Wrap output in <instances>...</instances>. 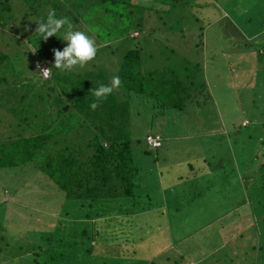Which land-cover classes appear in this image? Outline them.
I'll list each match as a JSON object with an SVG mask.
<instances>
[{"label":"rangeland","instance_id":"1","mask_svg":"<svg viewBox=\"0 0 264 264\" xmlns=\"http://www.w3.org/2000/svg\"><path fill=\"white\" fill-rule=\"evenodd\" d=\"M55 3L57 17L62 15L59 8L65 12L67 5L72 8L70 0ZM10 4L6 15L11 17L0 24V51L8 54L0 74L7 86L20 92L19 99L27 92L16 112L28 120L42 104L39 98L46 96L48 79L38 74L37 62L55 61L52 49L63 51L66 42L38 38L35 27L41 19L33 15L29 3ZM50 5L52 0L39 10L49 12ZM121 5L113 3L114 9ZM142 15L150 18L145 11ZM168 17L155 32L129 27L125 42L92 36L98 48L95 59L72 70L77 74L103 67L112 79L120 55L140 45L146 68L173 60L182 69L189 59V65L198 64L193 74L205 84L182 109L154 108L136 95L128 98L138 167L136 201L114 198L106 212L77 220L89 219L88 228L92 221L105 218L104 227L116 225L119 244L128 249L114 259L134 251L139 264H264V0H178ZM81 23L75 30L82 31ZM27 29L26 36L19 32ZM2 85L0 117L6 123L11 122V104L17 101H2L7 88ZM60 89L57 83L55 92ZM55 107L47 103L51 117ZM5 123H0V141L6 138ZM147 135H160L162 146L147 148ZM64 196L31 162L0 166V264L51 260L44 255L45 235L54 231L48 228L55 223H63L59 219ZM116 216L120 218L109 219ZM70 222H64L66 231L72 230ZM68 237L64 234V239Z\"/></svg>","mask_w":264,"mask_h":264},{"label":"trees","instance_id":"2","mask_svg":"<svg viewBox=\"0 0 264 264\" xmlns=\"http://www.w3.org/2000/svg\"><path fill=\"white\" fill-rule=\"evenodd\" d=\"M10 1L0 0L2 25L11 17L6 15V12H11ZM24 1L29 3L36 18L46 20L48 12H41L39 9L51 0ZM78 1L82 3L78 5ZM119 1L122 2L121 8L114 9L113 3L116 5ZM70 2L72 8L66 4L67 12L59 8L62 14L59 17H68L66 14H69L74 26L79 22H82L81 25L84 23L82 32L85 33L88 29L86 35L91 38L118 37V40L125 42L129 27L152 32L159 29L157 24L168 20V11L178 0H153V4L158 5L148 6L136 0ZM51 6L55 10L58 8L55 0H52L50 10ZM144 11L150 16L148 21L143 19ZM19 32L26 36L30 29ZM53 37V40L59 38ZM139 46L126 48L120 55L116 75L122 81L121 86L106 100H101L95 110L91 108V104L95 102L91 89L100 84L107 85L111 81L103 67L74 74L72 71L62 72L56 69L53 66L54 61H45L51 68L46 82V96L39 98L42 104H39L37 112L28 120L26 115L20 117L16 112V107L23 103V96H27V92H23L19 99L20 92L17 94L13 86H7L5 77L0 74V88L3 83L7 87L4 89L6 95L2 101H17V104H11V122L5 123L3 117H0V123H5L4 132L7 133L6 138L0 141V166H19L31 162L36 170L46 175L65 195L61 209L63 217L59 219L63 223H55L48 228L54 231L45 235L44 255L51 256V260L46 258L49 264H82L81 258L86 260L84 264H139V257L134 256V251L130 255L125 251L124 257L113 258L125 247L119 244L120 236L115 229L116 225L112 230L108 226L104 227L107 218L97 223L92 221L89 228V219L79 221L77 218H90L106 212L108 203L114 198L130 197L132 202L136 201L135 175L138 167L133 160L134 129L128 98L136 95L141 99L140 102L154 108L163 109L169 106L182 109L196 91L200 92L205 87L200 78L196 79L193 74L198 69V64L189 65L191 60L188 59L182 69H178L173 60H166L162 66L146 68L142 64L143 56ZM7 56L5 51H0V65L6 61ZM57 83L61 87L58 93ZM64 98L67 103H64ZM47 103L56 105L52 117L49 115ZM27 121L31 122L25 125ZM148 136H157L160 144L149 145ZM145 145L149 149L162 146L160 135H147ZM205 186L208 187L206 184ZM112 218L120 216L109 219ZM67 220L71 221L70 224L74 223L70 231H66L64 222ZM38 225L48 231L40 223ZM40 228L38 232H42ZM90 228L89 233L85 234ZM102 231L103 235H100ZM64 234H69V237L64 239ZM96 246L99 247L98 251ZM82 254L86 257H82ZM127 258L129 262L124 263ZM46 260H41L39 264H48Z\"/></svg>","mask_w":264,"mask_h":264},{"label":"clouds","instance_id":"3","mask_svg":"<svg viewBox=\"0 0 264 264\" xmlns=\"http://www.w3.org/2000/svg\"><path fill=\"white\" fill-rule=\"evenodd\" d=\"M36 22L35 34H38V38H42L46 42L49 38L58 36L66 42L63 51L58 48L52 49L55 57L53 66L56 69L62 72H70L77 66L84 68L95 59L98 51L95 40L84 32L75 30L74 24L68 17H57L56 10L51 9L46 20L41 19ZM61 31H63V34L58 35ZM36 67L38 74L44 78L49 77L51 68H42L39 63ZM121 83L119 76H114L109 84H100L98 87L91 89V95L95 97V102L91 104V108L95 110L101 100H106L114 90L120 88Z\"/></svg>","mask_w":264,"mask_h":264},{"label":"built area","instance_id":"4","mask_svg":"<svg viewBox=\"0 0 264 264\" xmlns=\"http://www.w3.org/2000/svg\"><path fill=\"white\" fill-rule=\"evenodd\" d=\"M37 63H39L42 68H49L45 62L38 61ZM147 143L151 146H158L160 141L157 136H148Z\"/></svg>","mask_w":264,"mask_h":264}]
</instances>
